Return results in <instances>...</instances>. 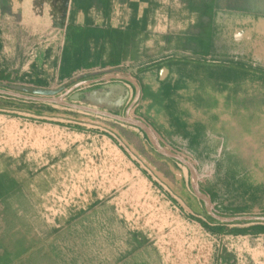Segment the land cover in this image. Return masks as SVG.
<instances>
[{"label":"crops","instance_id":"obj_1","mask_svg":"<svg viewBox=\"0 0 264 264\" xmlns=\"http://www.w3.org/2000/svg\"><path fill=\"white\" fill-rule=\"evenodd\" d=\"M249 4L254 2L0 0V87L24 94L20 88L57 90L55 97L65 102L140 119L152 128L148 119L168 105L180 84H190L182 82L181 70L233 69V29L240 35L238 24L252 21ZM258 22L263 26V15ZM216 58L220 61L211 64ZM97 117L150 143L141 129L107 116L0 94V264H94L95 247H104V238L95 241L93 225H118L122 237L127 225L133 234L142 233V225L208 226L193 245L196 251L173 257L161 250L150 261L133 264H264V232L252 230L264 227V221L200 219L211 216L189 189L95 195L91 184L80 190L82 206L59 207L56 189L64 196L78 192L82 167L87 170L102 158L122 171L136 167L128 152L134 142L118 130L96 126L91 118ZM17 135L24 139L20 146L14 144ZM83 178L92 183L94 176ZM45 183L53 184L46 190ZM50 196L53 203L47 206ZM20 215H28L27 225L42 226L2 225L8 216ZM218 225L225 229L221 234L212 231ZM153 245L165 249L168 244Z\"/></svg>","mask_w":264,"mask_h":264},{"label":"rangeland","instance_id":"obj_2","mask_svg":"<svg viewBox=\"0 0 264 264\" xmlns=\"http://www.w3.org/2000/svg\"><path fill=\"white\" fill-rule=\"evenodd\" d=\"M252 1L254 5L248 6L253 14L252 21L245 26L238 24V30L242 29L240 35L233 29V69L214 71L215 66L207 65L204 71L190 73L181 70L182 82L190 81V84H180L168 105L159 108L148 119L160 144L194 164L198 173L197 187L208 198L210 196L213 208L220 214L233 216H264V23L263 26L258 24L261 15L264 16V0ZM216 61L220 60L212 59L211 64L218 63ZM91 119L96 126L118 130L134 142V148L128 152L135 158L136 167L127 165L122 171L117 165L104 163L103 158L87 170L82 167L75 183L78 192L73 189L71 194L64 196L62 188L56 189L54 198L61 200L59 207L82 206L85 198L80 190L91 184L95 195L117 189L142 192L164 189L173 194L189 189L190 193L193 192L190 171L185 165L157 151L146 139L139 142L137 137L122 130V126L112 120ZM20 141L24 139L18 135L14 137L15 146H20ZM47 153H51L50 150ZM90 172L94 176L93 182L82 181ZM135 174H140L141 180H137ZM48 184L45 183L46 190L53 183ZM54 198H46L45 204L51 205ZM27 216H8L9 220L2 221V225L19 227L17 229L42 226L36 223L27 225ZM199 216L207 219L205 215ZM128 227L122 237L118 225H93L95 241L101 240V235L104 238V247L103 244L95 247L94 264L150 261L159 256L161 250L173 257L180 251H196L195 241L202 240L200 235L204 231L209 232L205 225H142V233L135 234L129 233ZM139 239H142L140 246L134 247V240ZM161 241L168 244L167 248L153 245ZM107 254H110L108 258Z\"/></svg>","mask_w":264,"mask_h":264},{"label":"water","instance_id":"obj_3","mask_svg":"<svg viewBox=\"0 0 264 264\" xmlns=\"http://www.w3.org/2000/svg\"><path fill=\"white\" fill-rule=\"evenodd\" d=\"M19 90L22 92H25V94L21 92H16L15 90H11V89L10 90L3 89L1 87H0V94L15 97V98H21V99H27V100H37V101H43V102H48V103H55V104H60V105L71 106L79 110L88 111V112H91L97 115L107 116L117 121L127 123V124L133 125L141 129L147 135L150 143L157 151L167 155L168 157L172 158L178 163L185 165L189 169L190 175H191L192 190L196 194V196H198L204 201L206 211L213 219L219 222H222V223H234V222L250 221V220L264 221V216L235 215V216L228 217V216H222L218 214L213 209L208 196L197 187L196 180L198 177V173H197V170L195 169L194 164L188 159H186L185 157L181 156L178 152L160 144L159 141L155 137L153 129L145 121L140 120V119L121 117L115 114L107 113L104 111H99V110L89 108L86 106L65 102L61 100L60 98L55 97V95L60 92L57 90H47V89L35 90V89H27V88H20Z\"/></svg>","mask_w":264,"mask_h":264},{"label":"trees","instance_id":"obj_4","mask_svg":"<svg viewBox=\"0 0 264 264\" xmlns=\"http://www.w3.org/2000/svg\"><path fill=\"white\" fill-rule=\"evenodd\" d=\"M242 67L244 68L245 66H242ZM207 219L210 220V221H212V222H215V220L212 219L209 216H207ZM219 226L220 225H218L216 227H213L212 228V231L215 232V233H218V234L223 233L225 231V229L223 227H219ZM252 230L255 231L256 233H262V232H264V227L258 226V227H255ZM240 233H244V231L243 230H233V234H240Z\"/></svg>","mask_w":264,"mask_h":264},{"label":"flooded vegetation","instance_id":"obj_5","mask_svg":"<svg viewBox=\"0 0 264 264\" xmlns=\"http://www.w3.org/2000/svg\"><path fill=\"white\" fill-rule=\"evenodd\" d=\"M146 135V134H145ZM152 145V144H151ZM191 176V175H190ZM191 184V188H192V182H190ZM193 191V190H192ZM194 193V192H193ZM204 193V192H203ZM209 198H210V196H209ZM211 200V199H210ZM205 204H204V201H203V206H204ZM215 210V209H214Z\"/></svg>","mask_w":264,"mask_h":264}]
</instances>
